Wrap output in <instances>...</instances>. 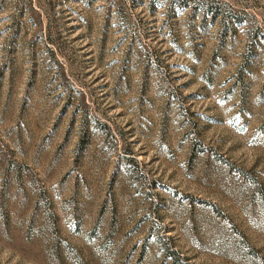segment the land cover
<instances>
[{
	"label": "rangeland",
	"instance_id": "374dc122",
	"mask_svg": "<svg viewBox=\"0 0 264 264\" xmlns=\"http://www.w3.org/2000/svg\"><path fill=\"white\" fill-rule=\"evenodd\" d=\"M0 264H264V0H0Z\"/></svg>",
	"mask_w": 264,
	"mask_h": 264
}]
</instances>
